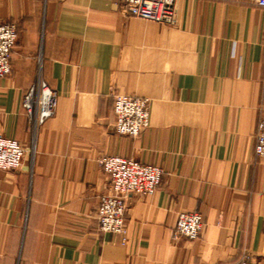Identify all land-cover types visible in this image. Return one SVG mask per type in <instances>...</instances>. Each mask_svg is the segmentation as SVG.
<instances>
[{
    "label": "crops",
    "instance_id": "crops-1",
    "mask_svg": "<svg viewBox=\"0 0 264 264\" xmlns=\"http://www.w3.org/2000/svg\"><path fill=\"white\" fill-rule=\"evenodd\" d=\"M177 24L132 16L120 0H0L17 39L0 77V134L27 153L0 169V264H264V6L179 0ZM55 91L37 123L23 99ZM150 101L138 137L115 130L114 99ZM102 155L160 165L153 195L127 196V234L98 227ZM199 211L196 239L173 237Z\"/></svg>",
    "mask_w": 264,
    "mask_h": 264
},
{
    "label": "built area",
    "instance_id": "built-area-1",
    "mask_svg": "<svg viewBox=\"0 0 264 264\" xmlns=\"http://www.w3.org/2000/svg\"><path fill=\"white\" fill-rule=\"evenodd\" d=\"M126 12L132 16L156 21L165 25L177 24L179 0H120ZM264 6V0H256ZM17 39L13 23L0 24V77L11 71L10 54ZM41 92L28 94L24 107L35 115L37 123L52 116L57 106V94L45 83L39 86ZM116 131L119 134L138 137L150 125V101L145 97L117 94L114 100ZM255 155L264 160V121H259L255 133ZM27 149L16 139L0 134V169L15 170L21 167ZM99 166L108 177L106 191L100 196L96 217L101 231L116 233L126 238V203L129 194L153 195L162 183L164 169L157 164L144 162L121 155H103ZM203 227L200 213L183 211L179 213L173 237L195 239ZM226 264H258L253 261Z\"/></svg>",
    "mask_w": 264,
    "mask_h": 264
},
{
    "label": "rangeland",
    "instance_id": "rangeland-1",
    "mask_svg": "<svg viewBox=\"0 0 264 264\" xmlns=\"http://www.w3.org/2000/svg\"><path fill=\"white\" fill-rule=\"evenodd\" d=\"M128 13V12H127ZM129 14V13H128ZM163 25H165V24H163ZM169 26H171V25H169ZM10 63H11V60H10ZM12 70V69H11ZM10 73H11V71H10ZM9 73V74H10ZM9 74H7V75H9ZM6 76V75H5ZM136 96V95H135ZM24 99H25V97H24ZM24 99H23V103L22 104H24ZM115 100V99H114ZM23 107H24V105H23ZM114 107V106H113ZM25 108V107H24ZM114 110V109H113ZM114 115H115V113H114ZM51 117V116H50ZM50 117H48V118H50ZM47 118V119H48ZM262 121H264V120H262ZM115 122H116V117H115ZM115 130H116V126H115ZM117 132V131H116ZM119 134V133H118ZM122 135V134H121ZM127 136V135H126ZM131 137V136H130ZM254 148H255V144H254ZM27 153V152H26ZM254 153H255V151H254ZM103 156V155H102ZM256 156V155H255ZM100 158V157H99ZM257 158V157H256ZM258 159V158H257ZM99 160V159H98ZM259 161H264V160H260V159H258ZM98 163H99V161H98ZM153 164H155V163H153ZM158 165V164H157ZM105 173V172H104ZM107 189V188H106ZM125 203H126V211H127V198L125 199ZM181 212H183V211H181ZM181 212H179V213H181ZM193 212H197V213H200L201 215H202V213L201 212H199V211H193ZM127 213V212H126ZM179 215V214H178ZM202 217H203V215H202ZM177 218H178V216H177ZM125 219H126V215H125ZM203 228H204V217H203V227H202V230H203ZM202 230H201V232H202ZM103 232H105V231H103ZM201 234V233H200ZM200 236V235H199ZM198 236V237H199ZM181 237H184V236H181ZM181 237H178V238H181ZM197 237V238H198ZM178 238H175V239H178ZM185 238H187V237H185ZM187 239H192V238H187ZM196 239V238H195ZM242 261H253V262H256V263H258V264H262L261 262H260V260H252V259H250V258H244L243 260H241L240 262H242ZM240 262H238V263H240Z\"/></svg>",
    "mask_w": 264,
    "mask_h": 264
}]
</instances>
